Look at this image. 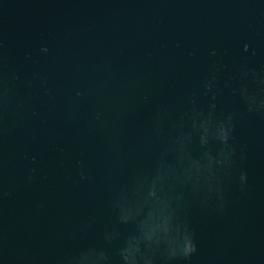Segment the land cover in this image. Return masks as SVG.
<instances>
[{"label":"water","instance_id":"obj_1","mask_svg":"<svg viewBox=\"0 0 264 264\" xmlns=\"http://www.w3.org/2000/svg\"><path fill=\"white\" fill-rule=\"evenodd\" d=\"M0 264H264V0H0Z\"/></svg>","mask_w":264,"mask_h":264}]
</instances>
